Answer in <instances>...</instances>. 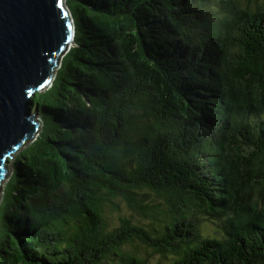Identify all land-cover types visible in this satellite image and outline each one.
I'll use <instances>...</instances> for the list:
<instances>
[{"label": "trees", "instance_id": "16d2710c", "mask_svg": "<svg viewBox=\"0 0 264 264\" xmlns=\"http://www.w3.org/2000/svg\"><path fill=\"white\" fill-rule=\"evenodd\" d=\"M255 1L215 24L202 0H65L73 40L48 89L59 103L36 105L37 135L8 160L0 264H145L124 250L135 242L155 264H264ZM223 96L245 104L222 116ZM252 195L260 220L235 230L259 211ZM116 197L148 228L108 222ZM198 215L220 223V239L200 234Z\"/></svg>", "mask_w": 264, "mask_h": 264}, {"label": "water", "instance_id": "95a60500", "mask_svg": "<svg viewBox=\"0 0 264 264\" xmlns=\"http://www.w3.org/2000/svg\"><path fill=\"white\" fill-rule=\"evenodd\" d=\"M73 33L65 0H0V190L9 158L40 127L32 96L54 78Z\"/></svg>", "mask_w": 264, "mask_h": 264}, {"label": "rangeland", "instance_id": "374dc122", "mask_svg": "<svg viewBox=\"0 0 264 264\" xmlns=\"http://www.w3.org/2000/svg\"><path fill=\"white\" fill-rule=\"evenodd\" d=\"M204 8L206 9V12L209 14L211 21L215 24H218L220 20H229V16L231 14H234L237 9H244L246 7V1L247 0H202ZM249 3H251L250 8H252L253 0H248ZM256 4H264V0H256ZM50 84H47L48 86L41 90L35 99V102L33 104V109L36 108V105L38 103L41 104H47L51 105L52 107L57 106L59 103L55 98L54 89L48 90L50 88ZM44 91V92H42ZM203 102V101H202ZM245 101L241 98H233V97H224L221 99V104L219 105V113L221 112L222 116H231V114L234 113L236 110H240L243 108ZM37 120H39V116L36 117ZM40 122V121H39ZM38 132V131H37ZM31 141V140H29ZM24 142V144L28 143ZM151 151V150H150ZM8 165V164H7ZM7 167V166H6ZM9 170L7 168V177L5 182L8 179L9 176ZM234 176V175H233ZM241 182H243L242 178ZM4 182V184H5ZM3 184V185H4ZM3 187V186H2ZM2 193V188L0 190V197ZM151 200V202H146L147 204H154L153 202L161 203L162 200L160 199V196L156 197L153 194L149 195V197L146 199ZM251 200H255V202L260 204L259 211L253 213H249L247 216H244L242 218H238L233 222V227L235 230H239L240 228L250 226V225H257L255 222L257 220H260L259 212L262 210L263 200L259 198H255V195H252L250 198ZM113 202L118 205V209L114 211H109L106 213V218L108 222L116 224L117 219L119 218H130L132 224H138L143 226L145 229H147L149 222H151L148 219L138 217L137 215L133 214L129 208L127 207L126 203L121 199V197H116L113 199ZM242 204H239L238 206H241ZM4 208L0 210V218L3 214ZM199 218L202 220L199 221V231L200 234L205 238H221V228L220 223L213 218H207L202 215H198ZM3 234L1 233V237ZM124 250L127 253L134 254L136 257L142 259L145 264H155L157 262H164V259L156 253L152 252L151 246H143L137 242L133 243L130 246H126Z\"/></svg>", "mask_w": 264, "mask_h": 264}, {"label": "clouds", "instance_id": "9594fccd", "mask_svg": "<svg viewBox=\"0 0 264 264\" xmlns=\"http://www.w3.org/2000/svg\"><path fill=\"white\" fill-rule=\"evenodd\" d=\"M70 47H71V46H70ZM68 50H69V49H68ZM68 50H67V51H68ZM64 55H65V54H64ZM64 55H63V56H64ZM63 56H62V57H63ZM61 59H62V58H61ZM59 64H60V63H59ZM59 64L57 65L56 69L59 67ZM51 81H52V80H51ZM51 81H50V83H51ZM37 92L39 93V90L36 91L35 93H37ZM33 110H34V109H33ZM33 110H32V111H33ZM39 125H41V124H39ZM39 129H40V127L37 129V131H39ZM37 131L35 132V134H34V136L32 137L31 140H33V138L37 135ZM24 145H25V144H23L22 146H24ZM21 148H22V147H21ZM16 152H17V151H16ZM16 152H15V153H16ZM15 153H14V154H15ZM14 154H13V155H14ZM11 158H12V157H11ZM11 158H9V160H10Z\"/></svg>", "mask_w": 264, "mask_h": 264}, {"label": "bare ground", "instance_id": "6f19581e", "mask_svg": "<svg viewBox=\"0 0 264 264\" xmlns=\"http://www.w3.org/2000/svg\"><path fill=\"white\" fill-rule=\"evenodd\" d=\"M46 87H47V86L45 85L43 88H41V89L39 90V92H40L41 90H44ZM35 117H37V116L35 115Z\"/></svg>", "mask_w": 264, "mask_h": 264}, {"label": "flooded vegetation", "instance_id": "af4514ba", "mask_svg": "<svg viewBox=\"0 0 264 264\" xmlns=\"http://www.w3.org/2000/svg\"><path fill=\"white\" fill-rule=\"evenodd\" d=\"M242 50H243V52H242L243 54H245L248 51V50H246L244 48Z\"/></svg>", "mask_w": 264, "mask_h": 264}]
</instances>
